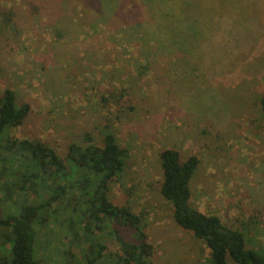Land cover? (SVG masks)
Returning <instances> with one entry per match:
<instances>
[{
    "label": "rangeland",
    "instance_id": "374dc122",
    "mask_svg": "<svg viewBox=\"0 0 264 264\" xmlns=\"http://www.w3.org/2000/svg\"><path fill=\"white\" fill-rule=\"evenodd\" d=\"M153 1L161 6L156 19L146 0H0V91L12 89L18 105L31 106L11 135L41 141L64 158L72 143L87 145L89 135L103 145L113 133L129 155L109 197L142 216L152 264L210 262L205 242L176 224L160 193L161 152L196 155L193 206L243 231L248 246L264 254V53L249 50L264 42V0ZM169 1L171 9L202 11L196 21L181 19L179 43L161 37ZM215 29L229 37H210ZM62 207L46 227L36 226L45 264L68 259L65 216L73 200ZM97 237L107 245L102 264H110L120 244ZM87 245L72 249L75 264Z\"/></svg>",
    "mask_w": 264,
    "mask_h": 264
},
{
    "label": "trees",
    "instance_id": "16d2710c",
    "mask_svg": "<svg viewBox=\"0 0 264 264\" xmlns=\"http://www.w3.org/2000/svg\"><path fill=\"white\" fill-rule=\"evenodd\" d=\"M261 108L264 115V94ZM30 111L28 103L18 105L15 91H0V264H45L38 254L36 226L46 227L69 198L73 209L65 216L70 238L65 264H75L72 249L85 243L84 261L76 264H102L107 245L97 233L114 236L120 244V253L110 256V264H152L153 246L142 216L109 197L110 185L123 173L129 151L113 133L105 135L103 145L94 144L89 135L87 145L72 143L64 158L41 141L12 137L11 131L24 123ZM160 157V193L173 205L176 224L205 242L209 264H230V260L264 264V254L248 246L243 231L227 227L219 216L205 214L191 203L190 183L199 157L183 160L173 148L163 150ZM30 196L34 199L27 203Z\"/></svg>",
    "mask_w": 264,
    "mask_h": 264
},
{
    "label": "crops",
    "instance_id": "0c3cea01",
    "mask_svg": "<svg viewBox=\"0 0 264 264\" xmlns=\"http://www.w3.org/2000/svg\"><path fill=\"white\" fill-rule=\"evenodd\" d=\"M188 1L189 0H181L180 3L182 4V3H186ZM168 5H170V7H166V8L162 7V11L164 13V15H163L164 26L162 28L161 37H163L165 39V40H163L164 43H179L181 41V38L183 35H179L181 33H179L178 30L181 28L180 32L184 33V31H183L184 28H182L184 26H182V24L180 22L181 19L189 17V19L190 18L193 19L192 21H196L197 19H199V17H200L199 15L202 11L199 12L197 10L196 11L195 10H188L187 8H185V6L182 7L180 4H179L180 7L176 8V9H171V7L174 8V6H172V1H169ZM146 6L148 7L146 10L149 11V13H151V19H156L154 11L157 10L156 7H158V9L161 10V6L159 4H155L153 0H146ZM182 11H183V14H182ZM174 13H176V15H172ZM227 26H228L227 22H223L220 25V27L222 29H226ZM153 33H155V32H153ZM209 34H210V37L211 36H217V37L223 36L222 38L229 37V35H226L223 32V30H219V29H215V32H212V33L209 32ZM153 36L155 37L154 34H152V36L150 35L149 37H153ZM217 37H215V38H217ZM222 38L220 39V43H225L227 40H224ZM149 42H153V41H149ZM241 43L244 44L243 41ZM249 48H250L249 50H255V55L257 54V55H259V58H261V55L264 53V42H258V41L253 42L252 44L249 45Z\"/></svg>",
    "mask_w": 264,
    "mask_h": 264
}]
</instances>
